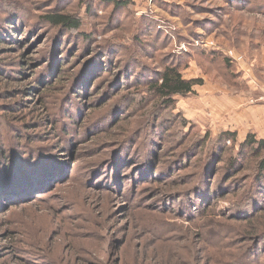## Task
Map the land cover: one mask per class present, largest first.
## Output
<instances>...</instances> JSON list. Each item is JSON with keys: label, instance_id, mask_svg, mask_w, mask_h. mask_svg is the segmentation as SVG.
Returning <instances> with one entry per match:
<instances>
[{"label": "rangeland", "instance_id": "rangeland-1", "mask_svg": "<svg viewBox=\"0 0 264 264\" xmlns=\"http://www.w3.org/2000/svg\"><path fill=\"white\" fill-rule=\"evenodd\" d=\"M99 1L0 0V8L14 7L8 20L2 18L3 27L19 29L9 34L0 29V93L6 94H0V107L15 105L16 118L42 134L38 142L44 147L42 155L35 153L28 177L20 179L16 164L8 163L17 177H8L7 194L0 198V264H264L262 207L249 216L235 214L237 196L220 182L226 174L223 163L217 172L206 168L195 174L206 149H188L197 136L208 133L202 126L211 123L205 108L196 112L201 125L193 122L197 92L177 97L173 112L183 113L193 125L183 130L188 138L178 141L176 125L152 141L142 131L154 106L138 107L147 90L137 87L157 79L163 62L186 50V44L169 46L160 31L173 27L191 41L189 19H210L217 27L213 35L197 29L202 37L196 45L233 50L260 75L264 0H130V6L115 10ZM56 12L81 18L83 30L93 33L90 49L73 35L66 55L58 52L57 32L41 20ZM237 37L240 50L233 48ZM77 59L81 72L74 68ZM238 70L246 81L255 79ZM191 76L188 71L185 77ZM32 89V94L25 92ZM4 117L0 109V135L5 137ZM132 133L140 137L128 158L129 138L115 147ZM208 188L228 193L209 208L217 217L207 208L192 210L197 192ZM241 218L255 219L258 236L248 235L249 224Z\"/></svg>", "mask_w": 264, "mask_h": 264}, {"label": "trees", "instance_id": "trees-1", "mask_svg": "<svg viewBox=\"0 0 264 264\" xmlns=\"http://www.w3.org/2000/svg\"><path fill=\"white\" fill-rule=\"evenodd\" d=\"M99 3L112 4L114 6V10L121 7L127 8L132 4L130 0H101ZM9 10H14L12 4H5L0 8V29L5 32L7 31V33L9 30L10 32H13V30H19L17 27L13 28L11 25L8 26V30L6 27H3L4 25L2 22H4V20H8L5 18H8L7 14L10 12ZM87 11L90 12V9L88 8ZM2 18H4L3 21ZM41 20L44 25L57 32L56 48L58 52H62L66 55V51H69L75 40V38L74 40L72 38L73 42L71 41L68 46H66L70 41L69 37H73V35H77L79 38L81 37L83 39L82 41L85 43V48H91L90 45L93 44L94 40L93 33H87L83 30V22L80 17L68 13L56 12L42 15ZM186 24H188L190 30L192 31L191 34H189L190 37H193L191 41L187 39L186 35L179 33L181 31L173 27L164 31L161 29V35L163 34L164 39L170 41L169 46L175 44V42L179 45L186 44V50L182 49L174 60L172 58L169 62H163L157 79L147 83L148 85L146 84V86H143V82L140 81L137 86L146 87L147 90V94L143 95L144 98L138 107H143L145 103H151L154 106L145 116L147 126L145 130L142 131V133H144L143 135L149 136L152 141L155 140V137L159 138L160 136L163 137L168 134L176 127V125L180 127L178 141L188 138L187 133H184L183 130L187 128L192 130L193 125L190 124L189 120L183 113L179 112L177 115L173 114L176 109L175 102L177 101V97H186L195 94V89L197 87H202L205 83L203 76L213 82L227 84L229 86H239L238 79L240 73L237 72L236 67L238 62L229 57L226 54L225 49L216 45L214 49L208 50L204 49L200 45H196V41L202 37V35L197 33V29H201L205 35H213L217 28L215 23L210 19H202L199 21L194 19L190 21L189 19ZM239 24L242 23L239 22ZM155 27L157 30L159 25L158 27L155 25ZM26 35L27 33H23V36ZM239 41L240 39L237 37L234 40L235 43L233 48L238 50L241 49ZM94 53H96V49L94 50ZM77 61L78 59L74 62V68L81 72V69L78 68ZM194 62L197 64L203 76L188 79L185 77L186 73L191 69ZM60 67L61 66L59 65V68ZM133 69L134 67L130 68V70ZM62 70V68L59 69L60 76L62 74ZM90 73L92 72L90 71ZM90 73H86V76ZM78 85L79 83L76 87H78ZM34 90L35 89L25 90V92L32 94ZM79 90V88H75L74 96L79 95ZM0 94L1 96L6 95L5 93ZM27 101H29V99H27ZM13 107L16 106L9 104L5 105L4 108L2 106L0 107V109L4 111V114H6V117L1 120V126H6L7 133L5 137L1 136L2 134L0 135L2 137L0 138V186L2 185V188L0 189V198H2L4 194H7V188L9 185H7L6 180H9L8 177H15V174L10 172L12 171L13 166H9L8 163L11 164L13 162V164H16L14 170L18 169L16 173H18L17 176H20V179L28 177V173L32 172L31 166L36 163L35 153L42 155L44 151L42 143L38 142L42 134L39 132L32 133L25 120L21 118V120H18L16 118L18 117L16 114L19 109ZM133 134L135 133L126 136L124 140L118 143L115 147V149L118 150L123 146L124 141L129 138L128 143H132L133 146H130V149L126 150L129 154L128 158L131 156V150H133L132 148L134 147V140L136 136L140 137L138 134L134 136ZM64 138L67 137L64 135ZM199 145L206 149V153L204 154L203 159L200 160L201 165L198 163L195 174L203 173L206 168L208 171L214 169V171L216 170L215 172H217V165L223 163L224 166H226V174L220 178V182L223 183V188H226L227 190L231 188L232 190L229 192H233L235 193V197L237 196V200L235 201L233 208L237 211L235 214L249 216L253 213V211L257 212L259 207H262L264 210V138H260L256 134L251 133L242 143H239L237 140V134L234 132H225L216 138L212 137L210 133H206L202 137L197 136L195 143L191 145L188 151L195 149ZM213 150L218 153L212 157L211 152H213ZM112 155L113 153L110 154L108 158H111ZM190 155L191 154H189V156ZM117 157L118 156H116V158ZM255 161H257V163L255 166H252ZM251 170H253V172L251 175H247V179L244 176L239 179L240 181L236 180L238 175ZM243 178H245V180H242ZM23 182L20 180L18 181L19 185H22ZM248 183L249 188L246 189L245 187L243 190L244 186ZM221 192V189L216 188H208V190L206 189L205 191H198L196 195L198 197L196 200H193L192 203L194 206L192 209L193 212L197 211L201 207L207 208L208 212L211 211L212 209L209 208L218 204L220 200L224 199L228 194H222ZM1 193H3V195ZM245 193H247L246 196H244ZM8 196H10V194H8ZM260 202H262L261 205ZM263 210H261V212ZM211 212L215 213L214 210ZM217 216L218 213H215L214 217ZM254 220L249 222L242 218L238 220L239 222H247L249 224L251 231L250 234H248L249 236L251 234H256L258 236V233H260L259 229L252 224ZM148 225L149 224H146L145 226ZM159 231L165 232L163 228H160ZM230 242H232V239H230ZM225 255L227 256L226 253Z\"/></svg>", "mask_w": 264, "mask_h": 264}, {"label": "crops", "instance_id": "crops-1", "mask_svg": "<svg viewBox=\"0 0 264 264\" xmlns=\"http://www.w3.org/2000/svg\"><path fill=\"white\" fill-rule=\"evenodd\" d=\"M209 41L211 40L207 39L208 45L211 44ZM263 66H261L263 71L257 76L254 71H251L249 64L245 63L244 58L240 60L236 64V67L239 68L238 71L245 70L247 77L255 79H251V82L246 81L247 78L245 80L242 77L243 71L239 76L242 79H238L239 86L236 87L211 81L201 74L194 62L189 70L192 73L190 78L203 76L205 79L204 85L195 89L199 107L196 109L192 107L194 124L201 125L202 122L197 119L196 114L199 109L205 108L208 115L211 116V123L202 126V128L207 129L204 132L210 133L212 137L216 138L225 132H234L237 134L239 143H242L251 133L264 138V103L260 101V97L264 93ZM241 80L245 81L241 83ZM230 89L236 90L237 95Z\"/></svg>", "mask_w": 264, "mask_h": 264}, {"label": "built area", "instance_id": "built-area-1", "mask_svg": "<svg viewBox=\"0 0 264 264\" xmlns=\"http://www.w3.org/2000/svg\"><path fill=\"white\" fill-rule=\"evenodd\" d=\"M198 44V43H196ZM208 45V44H207ZM209 45H213V44H209ZM208 47V46H207ZM226 54L231 57L232 59H234L235 61L239 62L241 59V57H237V55H235L234 51L233 50H229V51H226ZM260 101H262L264 103V93L263 95L260 97ZM255 102V101H253Z\"/></svg>", "mask_w": 264, "mask_h": 264}]
</instances>
